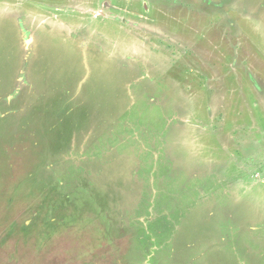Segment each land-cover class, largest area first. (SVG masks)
I'll return each instance as SVG.
<instances>
[{
    "label": "rangeland",
    "instance_id": "1",
    "mask_svg": "<svg viewBox=\"0 0 264 264\" xmlns=\"http://www.w3.org/2000/svg\"><path fill=\"white\" fill-rule=\"evenodd\" d=\"M0 264H264V0H0Z\"/></svg>",
    "mask_w": 264,
    "mask_h": 264
}]
</instances>
